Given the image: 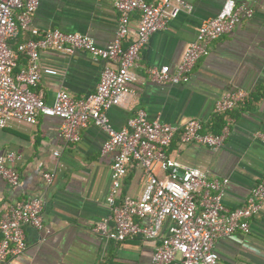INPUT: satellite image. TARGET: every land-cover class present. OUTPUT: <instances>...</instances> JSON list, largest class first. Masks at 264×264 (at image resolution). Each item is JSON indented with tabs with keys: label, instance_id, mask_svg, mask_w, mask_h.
I'll return each instance as SVG.
<instances>
[{
	"label": "crops",
	"instance_id": "obj_1",
	"mask_svg": "<svg viewBox=\"0 0 264 264\" xmlns=\"http://www.w3.org/2000/svg\"><path fill=\"white\" fill-rule=\"evenodd\" d=\"M185 1L192 10L179 12L166 29L150 36L134 68L133 94L109 108L106 116L115 130L126 127L139 109L151 119L180 125L198 118L203 131L219 118L221 126L213 133L221 131L226 117L231 118L228 135L216 149L183 143L177 135L167 154L182 165L205 171L209 179H228L222 199L227 208L234 209L245 203L254 185L264 178V0H236L251 8L252 16L211 43L209 53L197 61L187 83H155L147 69L169 65L173 70L201 22L216 16L225 0ZM139 19L138 11L130 15L129 35L123 46L135 39ZM117 23L118 12L107 0H40L29 27L17 41L38 38L47 29L57 28L88 35L105 47L114 39ZM14 42L10 43L12 48ZM38 62L41 68L57 71L43 74L36 88L49 103L60 89L75 98L93 93L106 64L84 50L72 55L45 50ZM26 65V58L20 57L15 72ZM236 88L247 90V98L228 115L216 114L217 99ZM60 123L59 117L42 115L35 126L11 120L0 127V155L14 152L17 158L9 165L21 175L20 185L15 187L0 176V217L17 201L44 200L43 228L25 226L26 250L0 264H151L157 240L136 237L114 241L92 230L110 214L106 197L113 154L102 152L105 131L90 123L81 130L78 142L69 143L59 135ZM46 172L53 175L50 182L43 176ZM157 173L163 176L159 170ZM144 183L142 168L131 165L121 194L138 197ZM215 249L219 264H264V208L250 219L247 233L220 237Z\"/></svg>",
	"mask_w": 264,
	"mask_h": 264
},
{
	"label": "built area",
	"instance_id": "obj_2",
	"mask_svg": "<svg viewBox=\"0 0 264 264\" xmlns=\"http://www.w3.org/2000/svg\"><path fill=\"white\" fill-rule=\"evenodd\" d=\"M107 1L117 10L118 23L114 39L102 47L88 35L57 28L47 29L38 38L17 41L29 27L40 0H0V127L11 120L35 126L42 115L56 116L61 119L59 135L69 143H76L88 124L99 126L106 133L102 152L113 154L111 185L106 197L110 214L101 218L92 230L101 238L114 241L136 237L157 240L151 264H219L217 239L247 233L250 219L263 210L264 178L254 185L243 205L229 209L222 199L228 179H209L205 171L172 159L167 148L178 135L183 143L216 149L228 135L231 118L226 117L221 131L213 133L203 131V122L198 118L180 125L158 117L151 119L144 109L137 110L120 130H115L106 116L109 108L133 94L131 83L137 78L134 68L150 36L166 29L179 12L191 11L192 5L185 0ZM135 11L140 13L137 35L123 46L129 35L130 15ZM252 12L236 0H225L216 16L201 22L195 39L187 45L174 69L169 65L151 66L147 69L149 79L158 84L187 83L197 61L209 53L211 43L232 32ZM11 41H15V48L11 47ZM45 50L63 55L84 50L94 59L106 61L95 91L75 98L60 89L49 103L36 90L43 74L57 73L53 68L40 67L39 55ZM20 57L26 58L27 65L15 72ZM248 94L242 88L226 91L215 102V113L228 115ZM16 158L14 152L0 155V176L13 187L21 182L19 171L9 165ZM131 165L141 167L145 175L138 197L121 194L123 179ZM43 176L47 182L53 177L49 172ZM43 209L44 200L33 197L17 201L2 212L0 263L24 253L25 226L42 229ZM143 219L146 222H141Z\"/></svg>",
	"mask_w": 264,
	"mask_h": 264
},
{
	"label": "trees",
	"instance_id": "obj_3",
	"mask_svg": "<svg viewBox=\"0 0 264 264\" xmlns=\"http://www.w3.org/2000/svg\"><path fill=\"white\" fill-rule=\"evenodd\" d=\"M220 126H221V121L219 118H217V122L210 129H208V131L210 130V131L216 132L219 130Z\"/></svg>",
	"mask_w": 264,
	"mask_h": 264
}]
</instances>
